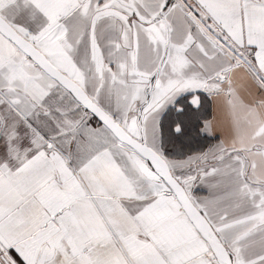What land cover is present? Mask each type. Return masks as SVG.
<instances>
[{"label": "snow or ice", "instance_id": "obj_1", "mask_svg": "<svg viewBox=\"0 0 264 264\" xmlns=\"http://www.w3.org/2000/svg\"><path fill=\"white\" fill-rule=\"evenodd\" d=\"M0 264H264V0H0Z\"/></svg>", "mask_w": 264, "mask_h": 264}]
</instances>
